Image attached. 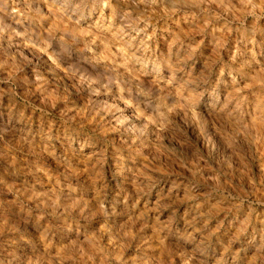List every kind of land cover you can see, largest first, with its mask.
Returning a JSON list of instances; mask_svg holds the SVG:
<instances>
[{
    "label": "rangeland",
    "instance_id": "obj_1",
    "mask_svg": "<svg viewBox=\"0 0 264 264\" xmlns=\"http://www.w3.org/2000/svg\"><path fill=\"white\" fill-rule=\"evenodd\" d=\"M174 2L0 13V264H264V3Z\"/></svg>",
    "mask_w": 264,
    "mask_h": 264
},
{
    "label": "clouds",
    "instance_id": "obj_2",
    "mask_svg": "<svg viewBox=\"0 0 264 264\" xmlns=\"http://www.w3.org/2000/svg\"><path fill=\"white\" fill-rule=\"evenodd\" d=\"M12 3L15 5V0H0V13H5L6 15H12L11 12H8V5L9 3ZM151 5H157V0H43V3L46 4L49 8V11L53 13L57 17V19L60 22H63L65 19H70L71 16H75L78 13L80 14V18L74 21V24L77 26L74 30H68L63 29L61 30L64 35H73L75 32H79V25H80V19H83V8L87 7L89 4L93 9L100 8L101 10L104 9H110L112 12V20L115 21L117 19V16H120V18L123 21H128L130 17L132 16V12L129 10V6L132 4L140 5V4H146L149 3ZM201 3L205 2V0H200ZM208 3H216L217 0H207ZM222 3L223 0H220ZM241 3H247L251 4L252 0H240ZM189 3V0H175L174 7L178 6L179 4ZM262 3H264V0H262ZM20 13L17 11L16 15H19ZM21 21H17V23H20ZM85 23H87V20H85ZM136 23H139V17L137 18ZM128 27H131V25H126ZM112 25L109 26L108 29H105L104 31H111ZM133 31H136L135 28H133ZM140 31H144V29H141ZM118 32L120 34L124 33L123 27L118 29ZM28 32L26 30L25 35H27ZM41 37H43V32H41ZM139 35V33H137ZM57 37L53 35L51 31H49L48 34V46L50 47V42L52 39H56ZM61 40H63V36L59 37ZM31 43V40H30ZM33 47H36V43H32ZM52 57H50L51 59ZM55 62V61H54Z\"/></svg>",
    "mask_w": 264,
    "mask_h": 264
},
{
    "label": "bare ground",
    "instance_id": "obj_3",
    "mask_svg": "<svg viewBox=\"0 0 264 264\" xmlns=\"http://www.w3.org/2000/svg\"><path fill=\"white\" fill-rule=\"evenodd\" d=\"M261 107H264V106H261ZM261 109V108H260ZM262 110V109H261ZM23 250V249H22Z\"/></svg>",
    "mask_w": 264,
    "mask_h": 264
}]
</instances>
